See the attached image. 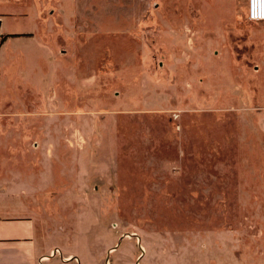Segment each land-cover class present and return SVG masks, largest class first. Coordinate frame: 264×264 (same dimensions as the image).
I'll return each instance as SVG.
<instances>
[{"label": "rangeland", "instance_id": "374dc122", "mask_svg": "<svg viewBox=\"0 0 264 264\" xmlns=\"http://www.w3.org/2000/svg\"><path fill=\"white\" fill-rule=\"evenodd\" d=\"M0 13V196L41 239L96 240L112 264H264V23L246 0Z\"/></svg>", "mask_w": 264, "mask_h": 264}, {"label": "crops", "instance_id": "0c3cea01", "mask_svg": "<svg viewBox=\"0 0 264 264\" xmlns=\"http://www.w3.org/2000/svg\"><path fill=\"white\" fill-rule=\"evenodd\" d=\"M0 21V35H2L4 20L0 17ZM245 27V23L238 21L230 22L222 27L220 43L223 63L226 59L230 63L234 52L238 53L235 59L240 60L244 48L240 42L245 36V31H242ZM8 34L10 33L6 36L9 37H6L4 41L11 38ZM4 41L0 40V47ZM20 105L23 106L22 103ZM6 201L5 197L0 196V264H112L109 261H103L104 249L96 246V240L94 243L72 249L59 245L51 241L52 239H41L35 217L23 215L17 207H12ZM55 250H58V253L51 256ZM112 250L113 248L108 249V253ZM113 264L133 263L114 262Z\"/></svg>", "mask_w": 264, "mask_h": 264}, {"label": "built area", "instance_id": "2783aa9c", "mask_svg": "<svg viewBox=\"0 0 264 264\" xmlns=\"http://www.w3.org/2000/svg\"><path fill=\"white\" fill-rule=\"evenodd\" d=\"M246 18L251 23H264V0H246ZM57 253L55 250L51 256Z\"/></svg>", "mask_w": 264, "mask_h": 264}, {"label": "trees", "instance_id": "16d2710c", "mask_svg": "<svg viewBox=\"0 0 264 264\" xmlns=\"http://www.w3.org/2000/svg\"><path fill=\"white\" fill-rule=\"evenodd\" d=\"M6 37H9V36H5V37H3V38H2V41H4V39H6Z\"/></svg>", "mask_w": 264, "mask_h": 264}]
</instances>
